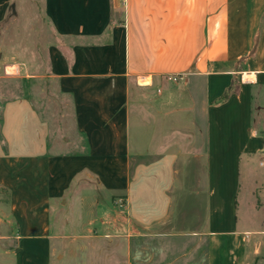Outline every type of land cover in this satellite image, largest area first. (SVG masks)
I'll return each instance as SVG.
<instances>
[{
	"label": "crops",
	"instance_id": "1",
	"mask_svg": "<svg viewBox=\"0 0 264 264\" xmlns=\"http://www.w3.org/2000/svg\"><path fill=\"white\" fill-rule=\"evenodd\" d=\"M35 1L44 72L1 60L0 264H62L66 239L75 259L101 239L106 264H264L258 200L239 216L264 159V0ZM33 78L69 101V128Z\"/></svg>",
	"mask_w": 264,
	"mask_h": 264
},
{
	"label": "rangeland",
	"instance_id": "2",
	"mask_svg": "<svg viewBox=\"0 0 264 264\" xmlns=\"http://www.w3.org/2000/svg\"><path fill=\"white\" fill-rule=\"evenodd\" d=\"M52 40L53 32L49 21L44 15L42 4L35 0H15L13 9H11L7 19L0 27V79L3 80V74H5V63L1 62V60L5 59V56L9 60L20 62L24 72H32L33 75L42 74L47 60V47ZM9 70L17 74L16 68L13 67ZM6 84H9L8 86H11L10 88L13 90H19V86H21V84H14L12 82ZM33 86L35 87L36 98L42 101L41 103L43 104L46 102L53 122L57 123V125L64 124L69 128L72 117L70 113L71 106L67 99L60 98L56 94L57 86H55V83L48 81L43 84L41 80L38 83V78H33ZM45 96L46 98H44ZM255 116L256 119L261 121L260 117ZM261 160L263 158L255 157L250 173L248 175L243 174L239 194V216L243 221H251L250 214L252 211L249 208V201L251 200H258V205L264 212V165L261 164ZM251 188L257 189L258 194L255 196L249 195ZM195 197L197 198V196ZM195 197L194 199L190 197L191 204H194ZM80 205L81 203L77 201L76 207L78 208ZM56 207L58 208V206ZM85 209L88 208L83 207L82 215L86 214L84 212ZM70 215L73 216L72 211H70L69 206H66L64 216L69 217ZM55 221L57 223V219L53 218L54 223ZM96 226H99L98 230H101L99 223ZM65 229L68 230L69 227L66 226ZM70 241L72 240L66 239L61 244L62 251L66 257L62 261V264H87V260L85 259L86 254L92 257L90 260L93 264H106V257L109 255V251L107 250L108 244L101 239L95 242L94 250H82L77 259L69 254V250H71ZM0 261H3L1 240ZM53 264H57V253L54 256Z\"/></svg>",
	"mask_w": 264,
	"mask_h": 264
},
{
	"label": "built area",
	"instance_id": "3",
	"mask_svg": "<svg viewBox=\"0 0 264 264\" xmlns=\"http://www.w3.org/2000/svg\"><path fill=\"white\" fill-rule=\"evenodd\" d=\"M170 78H172L174 80H177L178 79V76H170ZM261 164H264V159L261 161Z\"/></svg>",
	"mask_w": 264,
	"mask_h": 264
}]
</instances>
